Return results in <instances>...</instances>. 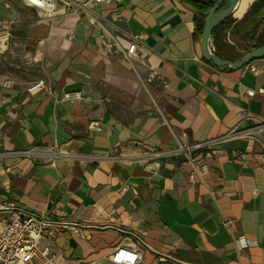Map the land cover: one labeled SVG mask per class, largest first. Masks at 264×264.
<instances>
[{
  "label": "crops",
  "instance_id": "crops-1",
  "mask_svg": "<svg viewBox=\"0 0 264 264\" xmlns=\"http://www.w3.org/2000/svg\"><path fill=\"white\" fill-rule=\"evenodd\" d=\"M254 1L238 0L211 32L227 61L247 52L240 23ZM203 2L47 13L0 0V213L41 215L60 264L138 239L148 264H264V56L233 70L206 60L193 7ZM231 131L243 134L178 149ZM52 143L68 154L53 165L10 153Z\"/></svg>",
  "mask_w": 264,
  "mask_h": 264
},
{
  "label": "built area",
  "instance_id": "built-area-1",
  "mask_svg": "<svg viewBox=\"0 0 264 264\" xmlns=\"http://www.w3.org/2000/svg\"><path fill=\"white\" fill-rule=\"evenodd\" d=\"M103 1L105 0H23L25 4L35 6L47 13L52 12L58 3L67 10L75 11L84 9L89 2L101 3ZM7 39L8 34L6 32L0 34L2 45L6 43ZM136 50L137 42L134 41L126 49V55L128 57L132 56ZM148 80H153V74H149ZM3 84L7 85L8 80H5ZM162 85L167 86V82H162ZM42 88H44V85L39 80L30 83L27 91L35 93ZM258 92L262 93L263 90L259 89ZM250 94L253 95L254 91ZM69 95L66 94L67 97ZM74 95L77 96L78 94L75 93ZM93 127L100 129L97 122ZM246 131L244 130V132ZM241 134H243L242 131H231L211 140L180 146L178 149L189 150L191 148H199L215 141L236 138ZM10 153L39 160L50 165H53L60 157H68L67 152L62 150L56 143L38 144ZM167 153L168 151L165 150H153L147 152L146 155L150 158H157ZM207 168V164L204 162L194 163V171L197 174L205 173ZM48 225L49 222L41 215L15 207L12 204L5 206L3 212L0 213V264H60L55 258L51 246L43 242L45 229ZM135 239L137 240L138 238L135 236ZM142 243L138 239L133 243L118 244L97 260L79 261L76 264H148L141 251V247H143Z\"/></svg>",
  "mask_w": 264,
  "mask_h": 264
},
{
  "label": "water",
  "instance_id": "water-1",
  "mask_svg": "<svg viewBox=\"0 0 264 264\" xmlns=\"http://www.w3.org/2000/svg\"><path fill=\"white\" fill-rule=\"evenodd\" d=\"M238 0H226L225 4L221 6L222 0H217L215 4L209 10L202 27L200 50L202 56L213 63L216 67L233 70L243 67L251 61L264 56V45L245 52L239 59L235 61H227L212 51L209 47V40L212 30L222 20L226 19L229 14L236 7Z\"/></svg>",
  "mask_w": 264,
  "mask_h": 264
},
{
  "label": "trees",
  "instance_id": "trees-1",
  "mask_svg": "<svg viewBox=\"0 0 264 264\" xmlns=\"http://www.w3.org/2000/svg\"><path fill=\"white\" fill-rule=\"evenodd\" d=\"M200 1H204L202 6L194 5L193 7L197 16L196 30L201 35L204 20L216 0ZM225 2L226 0H222L221 6ZM240 25L243 31L241 46L244 51H250L264 45V38L261 37L264 30V0H255L249 6Z\"/></svg>",
  "mask_w": 264,
  "mask_h": 264
},
{
  "label": "rangeland",
  "instance_id": "rangeland-1",
  "mask_svg": "<svg viewBox=\"0 0 264 264\" xmlns=\"http://www.w3.org/2000/svg\"><path fill=\"white\" fill-rule=\"evenodd\" d=\"M241 45V44H240Z\"/></svg>",
  "mask_w": 264,
  "mask_h": 264
}]
</instances>
